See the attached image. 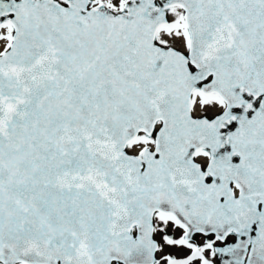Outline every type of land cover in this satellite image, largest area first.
Here are the masks:
<instances>
[{"label":"snow or ice","instance_id":"1","mask_svg":"<svg viewBox=\"0 0 264 264\" xmlns=\"http://www.w3.org/2000/svg\"><path fill=\"white\" fill-rule=\"evenodd\" d=\"M0 264H264V0H0Z\"/></svg>","mask_w":264,"mask_h":264}]
</instances>
